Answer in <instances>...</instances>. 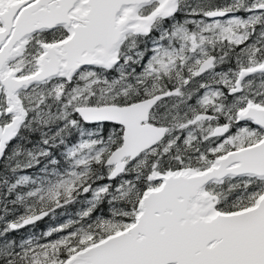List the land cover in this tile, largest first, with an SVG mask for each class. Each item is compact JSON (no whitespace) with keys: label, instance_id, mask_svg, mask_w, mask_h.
<instances>
[{"label":"snow or ice","instance_id":"obj_1","mask_svg":"<svg viewBox=\"0 0 264 264\" xmlns=\"http://www.w3.org/2000/svg\"><path fill=\"white\" fill-rule=\"evenodd\" d=\"M0 264H264V0H0Z\"/></svg>","mask_w":264,"mask_h":264}]
</instances>
